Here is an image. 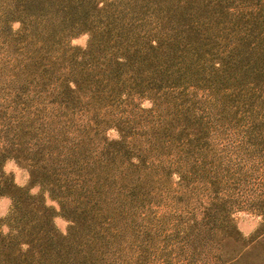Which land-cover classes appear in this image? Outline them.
Segmentation results:
<instances>
[{
	"label": "trees",
	"instance_id": "16d2710c",
	"mask_svg": "<svg viewBox=\"0 0 264 264\" xmlns=\"http://www.w3.org/2000/svg\"><path fill=\"white\" fill-rule=\"evenodd\" d=\"M6 158L51 188L71 222L64 236L41 197L13 194ZM166 162L264 163V0H0V196L16 221L7 233L0 223V264L242 258L212 172L201 182L210 208L197 220L177 209L175 244L151 240L162 179L177 173L188 193L200 180Z\"/></svg>",
	"mask_w": 264,
	"mask_h": 264
},
{
	"label": "rangeland",
	"instance_id": "374dc122",
	"mask_svg": "<svg viewBox=\"0 0 264 264\" xmlns=\"http://www.w3.org/2000/svg\"><path fill=\"white\" fill-rule=\"evenodd\" d=\"M13 27H16L15 24ZM86 43L87 36L85 34H81L71 40V44L79 48L84 47ZM142 105L148 106V103L142 101ZM104 136L108 139H115L117 138V133L110 128L105 132ZM252 163L254 164L240 167V165L215 162L212 165L204 164L200 168L190 163L178 165L166 162L162 164L182 172L189 170L199 172L197 177H200V180L192 182V186H195V189L188 193L183 189L184 180H177V173L172 176H165L162 179L166 189L157 191L165 194V201L155 210L156 214L162 217L159 218L161 224L157 225V232L153 234L151 240H154L155 243L164 242L166 245L175 244L179 240H175L168 235L171 233V226L168 224L172 219L176 218L174 214L177 213V209L181 212L187 211L188 215L193 212V215L189 216L197 220L201 217V207L210 208V203L214 201V195L209 193L206 190L208 186L201 182L208 180V175L212 172L211 179L216 181L215 187L219 192V200L216 202V207L221 206L220 204L224 206L222 207L223 212L227 211V216L236 229L235 236H237V240H240L236 244L228 245V248L234 247L235 249L244 250L242 258L232 264H258L255 261L257 258L255 249L264 247V196H261V190L264 186V163ZM27 165V161L15 158H6L2 162L3 172L11 178L13 194H19L22 197L25 193L30 196L41 197V200L43 199L45 206L49 208V212L52 215L51 224L55 232L64 236L71 225L69 218L65 212H61L57 199L49 186L41 187L38 184H32ZM185 175L188 177V179L186 177V181L191 182L190 178L192 177ZM196 182L199 183L196 185ZM156 183V181L152 182L149 187L153 186L156 188V186H159ZM47 188L48 190H46ZM178 188L182 190V193L177 191ZM151 200H158V198L153 197ZM169 202L170 206H166ZM12 205L11 197L8 195L0 196V223L1 230L4 233H7L10 229L7 225L12 224L14 226L13 222H16L14 219L15 214L13 216L10 215ZM19 212H16V216L17 214L18 216L20 215ZM188 215H181L180 219L184 220ZM164 233L167 236H163L162 234ZM216 238L220 240V235L216 234ZM169 258L174 259L169 260L170 264H184V260L181 259L184 258L183 255H174ZM223 261V256H220L219 260H217L208 255L196 258L193 264H222Z\"/></svg>",
	"mask_w": 264,
	"mask_h": 264
}]
</instances>
